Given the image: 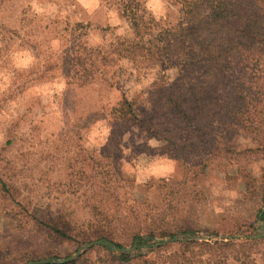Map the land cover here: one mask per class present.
<instances>
[{
	"label": "rangeland",
	"instance_id": "rangeland-1",
	"mask_svg": "<svg viewBox=\"0 0 264 264\" xmlns=\"http://www.w3.org/2000/svg\"><path fill=\"white\" fill-rule=\"evenodd\" d=\"M177 1L139 0L161 24L176 23ZM124 3L0 0V189L3 183L8 191L6 197L0 192V264L63 259L91 241L113 243H56L35 219L61 216L80 228L87 219L82 200L88 184L117 178L106 171L115 162L133 183L120 196L125 226L115 235L130 257L165 244L232 240L233 246L194 247L184 256L178 245H169L156 253L154 264H168L174 253L178 264H264V152L255 140L264 131H239L231 140L235 153L210 159L193 178L161 154L156 139L129 133L128 126L111 129L110 110L119 94L144 99L156 72L136 69L117 54V38L131 34ZM82 68L92 76L86 79ZM97 69L106 70L103 78ZM111 79L120 88L109 86ZM261 95L264 111V88ZM157 205L163 208H152ZM147 216L158 222L157 235L142 233L146 240L132 241L128 223ZM175 235L195 239L154 245ZM101 247L122 253L102 245L83 252L91 249L94 264H105Z\"/></svg>",
	"mask_w": 264,
	"mask_h": 264
},
{
	"label": "trees",
	"instance_id": "trees-1",
	"mask_svg": "<svg viewBox=\"0 0 264 264\" xmlns=\"http://www.w3.org/2000/svg\"><path fill=\"white\" fill-rule=\"evenodd\" d=\"M177 3L180 6L174 24L158 23L139 0H126L123 4V16L131 34L117 38V54H123L136 69L155 67L156 72L144 99H128L124 91L119 94L110 110L109 122L111 129L128 126L129 133L133 129L144 133L146 138L156 139L161 154L197 178L205 172L210 159L235 153L231 140L239 131L250 134L264 131L261 95L264 0H178ZM79 59L76 58L81 63ZM82 70L86 79L92 76L89 69ZM97 70L99 78H103L106 70ZM107 82L117 89L121 86L116 79ZM255 140L258 150L264 152V134ZM106 166L100 164L101 168ZM106 171L117 178L112 182L101 179L88 184L90 192L82 200L87 219L80 228L61 216L42 218L43 221L35 219L49 239L59 243L106 238L122 247L115 237L117 229L125 226V219L119 216L122 212L119 199L124 192L129 194L133 183L116 168V162L110 172ZM0 192L3 197L8 195L3 183ZM261 202L262 219L264 190ZM157 207L163 208L160 205L152 208ZM128 224L132 241L146 240L142 233L153 237L159 228L158 222L149 216L143 220L132 218ZM169 245H178L184 256L194 247L223 249L234 242H177L159 246L150 255L134 257L123 252L115 255L101 248L105 251V264H154L156 253ZM90 252L88 249L63 264H94ZM169 257L168 264H178L175 253Z\"/></svg>",
	"mask_w": 264,
	"mask_h": 264
},
{
	"label": "water",
	"instance_id": "water-1",
	"mask_svg": "<svg viewBox=\"0 0 264 264\" xmlns=\"http://www.w3.org/2000/svg\"><path fill=\"white\" fill-rule=\"evenodd\" d=\"M144 239H147V237H143ZM187 239H195V237L193 236H188V238L186 237H181V235H175L171 238H162V239H157L155 244L154 245H159L161 243H165V242H174V241H183V240H187ZM138 242V241H136ZM134 243L133 245V249L137 247V243ZM93 245H102V246H105L107 249H109L110 251H118V252H123V253H126L128 252V249H125V248H116L113 243H111L110 241L108 240H104V239H99V240H96V241H91L89 243H85V244H82L78 247L77 251L66 257V258H63V259H56V260H52V259H45V260H41V261H31L29 262L28 264H44V263H66V262H69L73 259H75L76 257H78L82 252L83 250L87 249L88 247H91Z\"/></svg>",
	"mask_w": 264,
	"mask_h": 264
}]
</instances>
